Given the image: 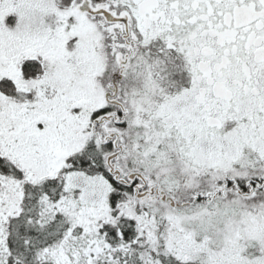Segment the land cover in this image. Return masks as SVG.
<instances>
[{
  "label": "snow or ice",
  "instance_id": "1",
  "mask_svg": "<svg viewBox=\"0 0 264 264\" xmlns=\"http://www.w3.org/2000/svg\"><path fill=\"white\" fill-rule=\"evenodd\" d=\"M0 264H264V0H0Z\"/></svg>",
  "mask_w": 264,
  "mask_h": 264
}]
</instances>
